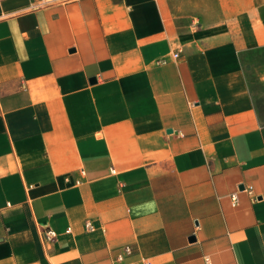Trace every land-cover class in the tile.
Here are the masks:
<instances>
[{
    "label": "crops",
    "instance_id": "1",
    "mask_svg": "<svg viewBox=\"0 0 264 264\" xmlns=\"http://www.w3.org/2000/svg\"><path fill=\"white\" fill-rule=\"evenodd\" d=\"M38 3L0 0V264H264V0Z\"/></svg>",
    "mask_w": 264,
    "mask_h": 264
},
{
    "label": "rangeland",
    "instance_id": "2",
    "mask_svg": "<svg viewBox=\"0 0 264 264\" xmlns=\"http://www.w3.org/2000/svg\"><path fill=\"white\" fill-rule=\"evenodd\" d=\"M246 74L259 117L264 122V49L246 57Z\"/></svg>",
    "mask_w": 264,
    "mask_h": 264
},
{
    "label": "built area",
    "instance_id": "3",
    "mask_svg": "<svg viewBox=\"0 0 264 264\" xmlns=\"http://www.w3.org/2000/svg\"><path fill=\"white\" fill-rule=\"evenodd\" d=\"M68 1H70V0H39V3L36 5V7H46V6L56 5V4H64V3L68 2ZM173 56L176 58V57H178V54L175 53ZM247 191L249 193L252 192L250 187L247 188ZM231 199H232L233 203L236 204V195H235V193L231 195ZM85 227H86V229L88 231H93L94 230V225L92 224L91 221H86L85 222ZM43 236L45 238H47V239H51V238L55 237V233L52 230H47L46 232H44ZM125 254L126 255L131 254V249L129 247H127L125 249ZM117 260L118 261H122L123 260V255H119L117 257ZM146 264H149V263H146Z\"/></svg>",
    "mask_w": 264,
    "mask_h": 264
}]
</instances>
